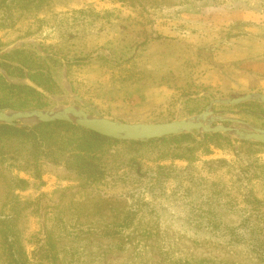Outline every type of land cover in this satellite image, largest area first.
Returning a JSON list of instances; mask_svg holds the SVG:
<instances>
[{"label": "rangeland", "instance_id": "rangeland-1", "mask_svg": "<svg viewBox=\"0 0 264 264\" xmlns=\"http://www.w3.org/2000/svg\"><path fill=\"white\" fill-rule=\"evenodd\" d=\"M11 1L0 0V75L34 89L42 107L0 109L73 106L125 123L210 109L212 125L264 130V102H214L259 92L212 84L234 85L248 65L222 67L228 50L264 60V0ZM183 133L95 142L101 176L0 161V264H14L5 226L29 264H264V143Z\"/></svg>", "mask_w": 264, "mask_h": 264}, {"label": "trees", "instance_id": "trees-1", "mask_svg": "<svg viewBox=\"0 0 264 264\" xmlns=\"http://www.w3.org/2000/svg\"><path fill=\"white\" fill-rule=\"evenodd\" d=\"M17 1L14 0L11 2L15 3ZM39 1L41 2V0ZM22 52L23 50L19 49L13 51V53H16L17 55ZM24 58L26 61L30 60L29 56ZM8 68L12 67L8 66ZM19 70L23 73V68H20ZM29 75L38 84L46 88H50L51 85L49 86V82H51L52 79L47 72L43 70H36L34 72L30 71ZM36 96H40V94H38L34 89L28 86H15L8 84L0 75V108H41V103ZM187 134L189 133H183L181 135H168L165 137L150 139L146 142L175 138ZM102 139L116 140L67 121L43 122L27 126L0 123V161L8 163L10 166L18 167V169L32 168L34 170H38L45 162H52L54 164L64 162L81 174L88 173L101 176L104 171L102 169L99 153H96L95 151V142H99ZM241 142L249 144H262L255 141ZM13 143L25 144L24 151H22L20 147L13 145ZM241 169L242 171H245L244 167ZM256 203L262 202L256 199ZM11 230L12 226H5L4 230H1L2 235L6 236V240L9 242L8 247L10 248V260L14 264H29L26 252L25 255L24 253L21 254L22 250L18 246L20 244L18 243L17 238H13L12 240L8 239L10 234L8 235L7 233ZM241 238L242 235H238V240ZM252 239V237H247L248 241ZM262 244L264 245V240Z\"/></svg>", "mask_w": 264, "mask_h": 264}, {"label": "water", "instance_id": "water-1", "mask_svg": "<svg viewBox=\"0 0 264 264\" xmlns=\"http://www.w3.org/2000/svg\"><path fill=\"white\" fill-rule=\"evenodd\" d=\"M250 99L264 102V94L252 93L240 98L217 100L214 102L236 104ZM213 112L207 109L191 119L173 120L159 123H125L116 120L90 116L83 109L66 107L59 111L39 109L24 111H7L0 109V123L15 125L18 121H29L34 124L53 121H67L104 136L120 140H150L183 132L200 131L204 133L228 132L240 139L264 143V130L244 129L232 125H212Z\"/></svg>", "mask_w": 264, "mask_h": 264}, {"label": "crops", "instance_id": "crops-1", "mask_svg": "<svg viewBox=\"0 0 264 264\" xmlns=\"http://www.w3.org/2000/svg\"><path fill=\"white\" fill-rule=\"evenodd\" d=\"M228 56L225 57V55L222 57L220 62L224 63L222 65H235L234 62L237 61V63L245 62L248 60V65L245 67L246 69L243 71H238L237 69H234L236 79L234 80L235 84L231 86H227L222 84L220 79L212 78V84H215L218 88L221 87L222 89L226 91H234V92H244V91H257L259 93L264 94V60H259V57L257 55H253L254 57H251L250 54L242 55L241 53H238L237 50H228ZM226 52V53H227ZM252 58V59H251ZM257 61L256 63H251L250 60ZM218 70V69H217ZM216 70V71H217ZM214 71V72H216ZM213 74H217L214 73ZM223 75V74H222ZM233 82V83H234Z\"/></svg>", "mask_w": 264, "mask_h": 264}]
</instances>
